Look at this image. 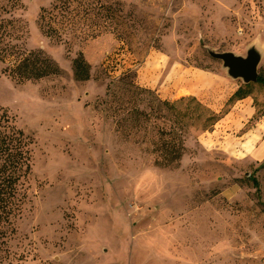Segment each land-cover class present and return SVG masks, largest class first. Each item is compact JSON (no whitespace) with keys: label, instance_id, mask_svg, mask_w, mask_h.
<instances>
[{"label":"rangeland","instance_id":"374dc122","mask_svg":"<svg viewBox=\"0 0 264 264\" xmlns=\"http://www.w3.org/2000/svg\"><path fill=\"white\" fill-rule=\"evenodd\" d=\"M251 47L264 77V0H0V106L32 142L0 264H264V85L230 100L245 83L210 56ZM32 51L60 72L9 75ZM164 100L184 125L168 167Z\"/></svg>","mask_w":264,"mask_h":264},{"label":"trees","instance_id":"16d2710c","mask_svg":"<svg viewBox=\"0 0 264 264\" xmlns=\"http://www.w3.org/2000/svg\"><path fill=\"white\" fill-rule=\"evenodd\" d=\"M0 55V60H3ZM74 76L77 80L85 81L91 78L90 64L86 61L82 53H79L73 60ZM60 72L49 58L43 56L41 52H29L21 56L9 71V75L17 81L37 80L52 74ZM257 82L264 85V77L258 75ZM251 83L239 87L231 96L232 99H243L250 93L247 87ZM131 87L137 91L148 92L145 88H140L131 80ZM134 89V90H135ZM166 107L167 113L164 118L172 122L169 130H162L163 134L169 135V138H163L160 149L161 158L156 160V165L168 167L178 162L184 154V138L179 132L184 128L182 119L176 112V102L164 100L160 102ZM211 126L219 119L217 115L212 114ZM164 137V136H162ZM29 136L22 130L16 128L14 119L8 110L0 106V225L3 222H9V217L17 202V195L21 181L26 179L31 172V154L29 145L31 144ZM255 182V181H254Z\"/></svg>","mask_w":264,"mask_h":264},{"label":"water","instance_id":"95a60500","mask_svg":"<svg viewBox=\"0 0 264 264\" xmlns=\"http://www.w3.org/2000/svg\"><path fill=\"white\" fill-rule=\"evenodd\" d=\"M210 56L221 60L232 78L242 79L245 84L255 83L258 80V65L261 53L255 47L247 51L246 56L233 52H210Z\"/></svg>","mask_w":264,"mask_h":264},{"label":"crops","instance_id":"0c3cea01","mask_svg":"<svg viewBox=\"0 0 264 264\" xmlns=\"http://www.w3.org/2000/svg\"><path fill=\"white\" fill-rule=\"evenodd\" d=\"M236 90H233V92L231 94L233 95ZM231 96H230V98H231ZM253 136L254 137L251 138L252 142L254 144L256 142L257 143L259 142L258 147L255 149V153L257 152V157H259L258 159H262V158H264V116L261 119V122L258 124V126L256 128V133L253 134Z\"/></svg>","mask_w":264,"mask_h":264}]
</instances>
